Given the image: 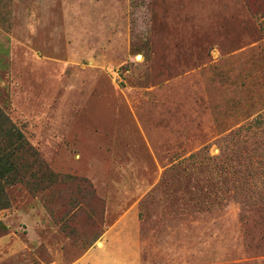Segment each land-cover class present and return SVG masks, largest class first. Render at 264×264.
Instances as JSON below:
<instances>
[{
  "label": "rangeland",
  "instance_id": "374dc122",
  "mask_svg": "<svg viewBox=\"0 0 264 264\" xmlns=\"http://www.w3.org/2000/svg\"><path fill=\"white\" fill-rule=\"evenodd\" d=\"M0 106L94 190L7 187L0 264H264V0H0Z\"/></svg>",
  "mask_w": 264,
  "mask_h": 264
},
{
  "label": "trees",
  "instance_id": "16d2710c",
  "mask_svg": "<svg viewBox=\"0 0 264 264\" xmlns=\"http://www.w3.org/2000/svg\"><path fill=\"white\" fill-rule=\"evenodd\" d=\"M59 180H77L88 187L87 196H94L86 178L59 175L52 171L37 148L0 106V209L9 206L7 187L21 184L36 194L53 187Z\"/></svg>",
  "mask_w": 264,
  "mask_h": 264
}]
</instances>
